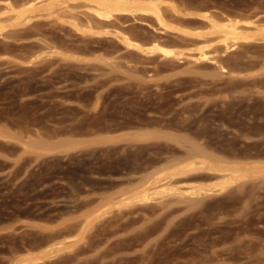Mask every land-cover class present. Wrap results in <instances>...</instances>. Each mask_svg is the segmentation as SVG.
<instances>
[{"label": "rangeland", "instance_id": "rangeland-1", "mask_svg": "<svg viewBox=\"0 0 264 264\" xmlns=\"http://www.w3.org/2000/svg\"><path fill=\"white\" fill-rule=\"evenodd\" d=\"M27 1L0 0V264H264V45L192 35L264 0Z\"/></svg>", "mask_w": 264, "mask_h": 264}, {"label": "bare ground", "instance_id": "bare-ground-1", "mask_svg": "<svg viewBox=\"0 0 264 264\" xmlns=\"http://www.w3.org/2000/svg\"><path fill=\"white\" fill-rule=\"evenodd\" d=\"M89 2L93 3L95 8H92V11L100 16V17H103V18H110L113 16V12L114 11H128V12H131V13H134L136 11H145L146 13H152L156 16L157 20L159 22H162L161 19V14H160V9L158 7V2L155 1V0H144L142 2H139L137 0H88ZM253 1V0H252ZM250 2V1H248ZM37 2H35V0H29L27 2L24 3L28 5V7H25L24 10L20 13H17L16 14V18H20L22 17L26 12L28 11H31V9L35 8V5H36ZM253 3V2H252ZM257 5V4H256ZM252 7V6H251ZM250 7V8H251ZM256 7V6H255ZM247 10V9H246ZM254 10V9H253ZM192 13V12H191ZM195 13V12H194ZM253 13V12H252ZM255 13V12H254ZM257 13V12H256ZM197 14V13H196ZM194 15V14H193ZM199 14H197L198 16ZM204 15V14H203ZM239 15V14H237ZM258 15V14H256ZM201 16V15H200ZM227 16V15H226ZM251 16V15H250ZM222 17V16H221ZM235 17V16H234ZM201 18V17H200ZM204 18L209 22V31H205L204 33H198V34H192V35H197L198 37H207V36H212L214 37V35L217 37L219 36L220 39L218 40L219 42L221 41L224 45V50L227 51L228 49H231L235 46H237L236 44L239 42V41H253V40H259L258 42L261 41V46L264 45L262 44V41H264V23H258L257 20L256 22L255 21H247V20H239L238 19H226V20H221V22L217 19H215L214 17L210 16V15H204ZM224 18V17H223ZM247 18V17H246ZM249 18V17H248ZM225 19V18H224ZM256 19V18H255ZM261 20V19H260ZM263 20V19H262ZM202 21V20H201ZM242 22V25L244 26H241ZM244 22V24H243ZM164 23V22H163ZM162 23V24H163ZM193 23V22H192ZM165 25V23L163 24ZM166 26V25H165ZM207 28V26H206ZM208 29V28H207ZM183 32V31H182ZM185 32V31H184ZM187 34V31L185 32ZM184 33V34H185ZM190 34V33H189ZM215 38V37H214ZM218 38V37H217ZM216 38V39H217ZM121 39L123 41H125L128 45H132L133 44L131 43V39H129L128 37L126 36H122ZM193 40V39H192ZM153 41V40H152ZM164 41H167V40H164ZM170 41V40H169ZM168 41V42H169ZM255 41V43H257ZM189 42V41H188ZM199 42V41H198ZM200 43V42H199ZM204 43V42H203ZM207 43V42H206ZM201 45V44H200ZM199 45V46H200ZM235 45V46H234ZM239 45V44H238ZM258 45V44H256ZM249 46V45H248ZM253 46V45H252ZM258 47V46H257ZM197 48V47H196ZM206 47H202L200 46L198 49H197V55L199 54V56H197V59L201 61H204L205 59H209V57L207 56V52H205V49ZM252 48V47H251ZM261 48V47H260ZM149 51L151 52H154V51H160L161 53H163L164 55H174L176 53H174L173 50L171 49H168L166 47H163V44L162 46L161 45H158L157 43H153V45H151L149 48H148ZM223 50V51H224ZM261 50V49H260ZM264 50V49H263ZM262 51V50H261ZM260 52V51H258ZM209 53V52H208ZM195 55V54H194ZM194 55H192L194 57ZM258 56V54H257ZM195 58V57H194ZM257 58V57H256ZM259 58V57H258ZM257 58V59H258ZM251 60V58H249V61ZM262 60V59H261ZM196 61V60H195ZM255 61V60H254ZM221 62V61H220ZM219 67V66H218ZM222 68V66H220ZM263 67V65H262ZM262 69V68H261ZM260 69V70H261ZM264 72V71H263ZM259 75V74H258ZM258 80V79H257ZM260 80V79H259ZM260 82V81H259ZM264 84V83H263ZM261 86V85H260ZM264 97V96H263ZM142 131V130H141ZM140 131V132H141ZM147 131V130H146ZM159 133V132H158ZM142 134V135H141ZM152 134V133H151ZM154 134V133H153ZM150 134L149 133H140L139 136H141V138L143 137L144 139H146L145 137L149 136ZM120 136V135H119ZM151 136V135H150ZM116 137V136H115ZM151 137H155L154 135L151 136ZM107 138V137H106ZM114 138V137H113ZM66 139V138H65ZM69 139V138H67ZM76 139V138H75ZM62 140V139H61ZM82 140V139H81ZM65 141V140H64ZM59 142V141H58ZM83 142V140H82ZM43 143V142H40L39 143V147L41 146L40 144ZM61 143H64L63 141L60 142L58 145H60ZM66 143V142H65ZM71 143V141H70ZM69 142L67 144H70ZM35 144V143H34ZM30 145V144H29ZM82 145V144H81ZM85 145V144H83ZM33 147L35 145H32ZM49 146V145H48ZM47 146V147H48ZM195 146V145H194ZM49 147H52L53 146H49ZM35 148V147H34ZM45 148V147H44ZM56 148V147H55ZM69 148V147H68ZM72 148V147H71ZM70 148V149H71ZM27 149V148H26ZM36 149V148H35ZM41 149V148H39ZM43 149V148H42ZM64 149V148H63ZM47 150V149H46ZM54 150V149H52ZM62 150V149H61ZM67 150V149H66ZM197 152H193V155H197L199 154L201 151L199 150V147H195V149ZM37 151V150H36ZM55 151V150H54ZM60 151V150H59ZM63 151V150H62ZM65 151V150H64ZM205 153H207L205 151ZM205 153H202L200 156L202 157V161L203 163L205 164V166H209L210 165V161H209V157L210 156H207L205 155ZM203 154H204V157L207 158L205 159L203 157ZM207 156V157H206ZM204 158V159H203ZM209 161V162H208ZM171 167V166H170ZM184 168H186V165H179L178 167H175L174 169L170 170V172H180L181 170L183 171ZM156 173V172H155ZM144 195H138L137 197L139 198H142Z\"/></svg>", "mask_w": 264, "mask_h": 264}]
</instances>
